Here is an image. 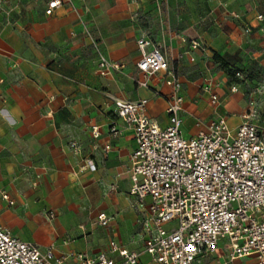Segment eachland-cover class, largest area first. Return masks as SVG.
<instances>
[{
    "label": "crops",
    "instance_id": "crops-1",
    "mask_svg": "<svg viewBox=\"0 0 264 264\" xmlns=\"http://www.w3.org/2000/svg\"><path fill=\"white\" fill-rule=\"evenodd\" d=\"M49 1L0 0V189L15 201L10 206L0 193V225L42 251L67 256L64 264H79L72 254L98 255L111 240L140 253V264H157L143 252L130 195L137 139L116 115L114 100L147 99L149 117L166 127L173 91L166 73L147 89L137 85L143 77L137 41L146 32L161 44L180 77L185 138L222 118L235 130L248 86L264 82V21L258 19L264 0H62L47 16ZM194 41L203 48L191 50ZM215 55L248 74V86L232 93ZM101 58L119 68L101 75ZM209 78L217 105L203 91ZM113 124L122 131L117 137ZM73 142L80 154L71 152ZM100 213L111 218L108 228L98 224ZM227 244L195 264H229ZM233 264H256V258Z\"/></svg>",
    "mask_w": 264,
    "mask_h": 264
},
{
    "label": "built area",
    "instance_id": "built-area-1",
    "mask_svg": "<svg viewBox=\"0 0 264 264\" xmlns=\"http://www.w3.org/2000/svg\"><path fill=\"white\" fill-rule=\"evenodd\" d=\"M62 5V0L49 1L45 14L52 16ZM258 19L264 21L262 16ZM251 32V28L245 29L246 34ZM137 46L141 54L137 67L143 76L137 85L147 89L155 75L166 73L165 83L173 91L166 127L149 117L147 99L114 100L116 115L134 131L138 144L128 174L133 207L139 212L138 223L145 237L143 252L157 264H195L216 254L219 243L228 240L229 264L248 257L264 264V82L248 86V74L238 71L239 83H233L230 90L237 93L240 85L248 86L242 123L233 130L222 118L197 136L185 138L181 131L185 98L180 77L170 67L164 47L146 32ZM201 48L202 43H191V50ZM118 68L104 58L98 64L101 75ZM215 86L213 79H206L203 91L217 105L220 99ZM93 132L97 138L98 128L93 127ZM121 132L112 125V136ZM70 148L74 154L81 152L76 142ZM84 168L95 170L94 165ZM0 193L10 206L15 205L6 192L0 189ZM97 220L103 228L110 226L111 218L105 213ZM70 256L79 264H140L141 254L111 240L96 256ZM67 259L55 256L52 250L42 251L0 225V264H64Z\"/></svg>",
    "mask_w": 264,
    "mask_h": 264
},
{
    "label": "trees",
    "instance_id": "trees-1",
    "mask_svg": "<svg viewBox=\"0 0 264 264\" xmlns=\"http://www.w3.org/2000/svg\"><path fill=\"white\" fill-rule=\"evenodd\" d=\"M214 59H215V62L219 63L221 67L225 70V72L228 74L230 80L233 83H239V80L236 78V73L238 71H241L240 69H235L233 67H230L228 63H226L225 60L219 55H215Z\"/></svg>",
    "mask_w": 264,
    "mask_h": 264
}]
</instances>
